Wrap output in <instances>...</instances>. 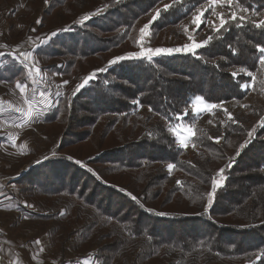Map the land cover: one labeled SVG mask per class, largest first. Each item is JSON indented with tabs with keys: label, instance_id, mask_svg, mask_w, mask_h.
<instances>
[{
	"label": "trees",
	"instance_id": "obj_1",
	"mask_svg": "<svg viewBox=\"0 0 264 264\" xmlns=\"http://www.w3.org/2000/svg\"><path fill=\"white\" fill-rule=\"evenodd\" d=\"M112 2L102 0L40 48L43 54L48 53L46 57H71L62 62L69 73L73 66L76 72L82 71L83 61L89 59L103 62L87 73V77L94 73L93 79L73 92L74 112L69 120H77L83 110L95 114L87 118L88 124L80 122L83 127H92L81 135V141L90 142L94 132H98L101 137L95 141L96 147L105 145L110 129L103 125L106 117L109 118L105 121H113V126L119 127L117 143L82 161L85 168L64 158L51 161L82 175L77 183L73 182L75 174L72 175V187L67 193L77 196L97 214L99 222L76 230V235L83 231L84 243L99 245L98 252L89 254L99 264H185L184 260H190L189 264H264V124L251 136L249 127L239 126L233 119L218 129L203 130L197 128L191 107L197 96L217 105L240 101L264 88V65L259 63L257 50L264 47V26H256L264 22L259 20V15H264V0H232L230 6L225 5L230 16L233 12L238 17L244 13L245 20L237 23L229 17L225 28L219 33L213 31L212 39L195 56L184 52L162 54L151 61L126 60L110 66L109 61L115 57L137 52L138 26L152 20L157 10L160 16L153 21L152 31L165 32L177 45H183L184 22L213 0ZM165 5L172 7L163 11ZM242 8L247 11H241ZM211 15L212 12L206 17ZM127 41L132 46L135 43L132 50L126 49ZM13 61L7 64L10 76H20L22 70L11 68ZM242 68L253 75L241 72ZM232 72L238 75L233 77ZM143 107L149 112L146 117L141 115ZM60 110V106L56 107L46 123L57 121ZM181 120L195 129L191 139L192 146L197 148L194 160H188L187 152L168 133V128ZM169 164L174 165L171 170ZM236 173L239 175L235 176ZM176 175L179 178L174 181ZM66 178L61 183L40 175L33 186L42 195L52 197L65 192ZM213 181L218 185L215 199L205 211ZM240 214L241 220H227L240 228L220 225ZM196 226L203 228L195 230ZM123 230L129 236L123 237ZM168 230L177 231L170 234ZM203 252L205 256L201 255Z\"/></svg>",
	"mask_w": 264,
	"mask_h": 264
},
{
	"label": "rangeland",
	"instance_id": "obj_2",
	"mask_svg": "<svg viewBox=\"0 0 264 264\" xmlns=\"http://www.w3.org/2000/svg\"><path fill=\"white\" fill-rule=\"evenodd\" d=\"M71 1L66 0L61 3L58 0H0V53L18 52L23 54L31 63L30 67L36 68L35 71L38 73L34 74L32 70L28 71V69L23 71L19 63L14 65L11 63V68L23 72L18 76V80H0V97L5 101H23V98H29V95L33 92V88L30 87L43 86L41 90L44 96L46 95L52 103L55 102V108L60 106L61 109L59 119L52 124H45L36 119L33 124H29L25 128L26 130L18 128L15 131H10L9 129V134L16 138L14 139L17 143L15 147H6L0 144V160L4 162L3 167H6L4 170H0V177L4 176L9 183L15 182L9 189H4L2 193L3 199L9 198V205L5 209L0 206V231L4 236V244L0 253L3 252L5 244H9L23 258V264H55L56 262H58L56 264H67L69 260H72V263L68 264H81L78 263V260H83L84 264H99L94 257L89 255L92 252H98L99 245L84 243L86 236L83 237V231L81 234L76 235L75 233L76 230H85L84 226L88 224L91 226L94 223L97 224L99 222L97 214L82 200L79 201L77 196L67 193L72 187L70 181L72 175L75 174L74 183H77L78 178L82 179V175L77 176L75 170L70 169L69 166L66 167L64 164L51 162L60 158L68 160L66 162H85L86 159L98 155V152L103 148L108 150L112 144L117 143V140L120 139V134L117 131L119 127L115 128L113 121L111 123L105 121L109 117L104 118L103 121L101 120L103 125L108 126L107 128L110 129H107L109 133L106 136L105 145L99 148L96 147L98 144L95 143L101 137L98 132H94L95 137L90 142L81 141L83 139L81 135L92 128L91 126L83 127L82 123L88 124L90 119L87 118L93 117L95 115L93 112L85 113L87 110H83L78 113L77 120H69L72 111L74 112L73 92L87 78L86 75L89 70L99 67L103 62L100 60L90 62L92 59H89L83 61L84 73H82L83 70L79 73L76 72V66H73L69 73L67 72L68 66H62V62L70 61L71 57H46L47 52L43 54L40 51V48L54 37L52 33H57L63 27L72 25L78 18L94 10L101 4L102 0H75L72 4ZM106 3L113 2L112 0H106ZM225 5L228 4L226 2H208L199 7L182 26L186 38L183 45L193 43L203 45V42L208 40L211 33L219 27L221 15L225 20L231 17ZM59 7L61 9H58ZM211 12L212 15L206 17ZM201 13L202 22L197 26L193 21L195 16L201 15ZM242 16L247 15L243 13ZM259 17V20L264 19V15H259ZM37 21L40 22L37 23ZM152 23L153 20L149 19L141 25L139 24L136 34L137 42H135L136 47L138 46L137 52L146 51L147 48L183 46L177 45L179 43L172 41L165 32L152 31ZM145 25H150V27L148 32L144 34L143 41H141V29ZM135 43L132 46L127 41V44H125L126 49L130 50L131 48L132 50ZM141 43H143V48ZM107 57L109 59L111 55L109 54ZM21 81L25 83L23 90H20L16 84ZM35 93L37 92L35 91ZM43 99V101L49 102V99ZM81 103H84L83 100ZM191 107L197 119V128L215 130L233 119L239 126L242 124L249 127L250 133H252L264 124V88H259L240 101H230L217 105L210 104L203 97L197 96L192 99ZM148 113V109L145 107L141 109L142 117H146ZM110 118L112 119V117ZM187 122L181 120L178 124L168 128V133L173 137L175 143L187 152L188 160H194L197 156V148L192 146L191 139L195 129L187 125ZM189 128L191 131H188ZM8 132L5 130L4 135ZM181 139L185 141L186 147L181 146ZM261 139L264 140V134ZM0 143H3V141H0ZM79 166L85 168L83 163H80ZM99 167L101 166L99 165ZM40 175L61 181V183L64 178L68 177V181L64 186L65 192L52 197L42 195L33 186L34 181L37 182ZM238 175L239 173L235 174V176ZM15 177L17 178L14 179ZM178 178L177 175L173 177L174 181H177ZM17 179L18 181H16ZM58 181L55 182L57 186ZM222 182L225 183L223 176ZM81 186L78 188L79 191L82 190ZM29 189H32L33 192ZM24 190L25 192H23ZM211 193L212 189L206 199L205 211L213 205L215 194L212 197V204L210 206L208 204ZM41 214L43 216H40ZM220 218L225 219V217ZM233 218L242 219L240 214L239 218L235 216L227 218L221 221L223 224L220 225L233 226L234 224L230 223ZM208 219L211 222L214 221L211 217H208ZM228 219L230 220L227 221ZM163 226H167V224ZM207 226L205 225V228ZM235 226L232 228H240ZM121 228L124 229V227ZM200 228L203 227L196 226L195 230ZM168 231L170 234H174V231L177 230ZM121 235L127 237L129 233L123 230ZM40 240L44 241L46 250L37 252L35 249L37 248L36 242H41ZM239 240L241 239L239 238ZM140 241L144 242L146 239H140ZM25 247L27 250H24ZM28 248L31 250H28ZM31 253H33V256ZM201 255L205 256V252ZM184 262L189 264L191 261L184 260Z\"/></svg>",
	"mask_w": 264,
	"mask_h": 264
},
{
	"label": "crops",
	"instance_id": "obj_3",
	"mask_svg": "<svg viewBox=\"0 0 264 264\" xmlns=\"http://www.w3.org/2000/svg\"><path fill=\"white\" fill-rule=\"evenodd\" d=\"M14 60L13 62L19 63L22 66L23 71L25 69L32 70L34 74L36 73V68H31V63L28 61V59L23 56L21 53L18 52H11L4 55H0V80H18V76L11 77L10 76V70L8 71V62ZM22 71V72H23ZM22 74V73H21ZM23 81V80H22ZM16 83L17 87L20 90H23L25 88L24 82ZM16 82V81H15ZM14 84V83H13ZM43 84V83H42ZM39 87V88H38ZM30 88H33V92L29 95V98H23V101L17 100V102H12L10 100L5 101V99L0 97V141H3V143H0L2 146L6 147H15L17 145L16 141L14 139L15 136H11L9 134L10 131H15L18 128L25 129L29 126V124H33V122L37 119L40 122H44L46 124V120L49 117V115L54 111L55 108V102L52 103V101L47 98V96H44V93L41 89H43V86H32ZM35 91L37 93H35ZM45 98L49 99V102L43 101ZM26 99V101H25ZM5 130L8 132V134H5ZM26 130V129H25ZM4 144V145H3ZM4 166V162L0 160V170H4L6 167ZM15 177L14 179H16ZM7 178L0 177V206L5 208H8L9 205V198L3 199L2 193L4 189H9L10 186L15 182H7ZM18 181V179L16 180ZM16 200V199H15ZM20 209V208H19ZM7 241V240H6ZM5 241V242H6ZM39 244H37L36 251L42 252L45 251V244L43 240H40ZM24 250H27L26 247ZM28 250H31L28 248ZM1 262L2 264H23V258L19 256L18 253L15 252L13 248L10 247V245L5 244V248L3 252H1ZM33 256V253H31ZM36 261V260H33ZM41 261V260H40ZM72 260H69L68 263H72ZM83 260H78V263L84 264L82 262ZM58 263V262H56ZM55 263V264H56ZM67 263V264H68Z\"/></svg>",
	"mask_w": 264,
	"mask_h": 264
},
{
	"label": "snow or ice",
	"instance_id": "obj_4",
	"mask_svg": "<svg viewBox=\"0 0 264 264\" xmlns=\"http://www.w3.org/2000/svg\"><path fill=\"white\" fill-rule=\"evenodd\" d=\"M177 0H174V3H176ZM217 0H213V3H216ZM220 2H226L229 6L231 5L232 3V0H220ZM172 7V5H165L164 6V9L163 11H168L170 8ZM241 11H247V9H241ZM160 16V10H157L156 11V15L152 17V20L155 21L157 18H159ZM89 17H85V20H87ZM231 19L232 21H235L237 23H240V22H243L245 20V17L244 16H237V14L235 12H233L231 14ZM40 21H37V23H39ZM197 26H199V24L202 22V13L201 15H196L195 18H194V21H193ZM255 23V22H253ZM228 24V21L225 20L223 18V16L221 15V19H220V25L218 28L215 29L216 32H220V29H223L225 28V26ZM257 27H262L264 26V22H262L261 24H257L256 25ZM149 27L150 25H145L144 28L141 29V41H143V37H144V34L148 32L149 30ZM67 30H70V29H65V31ZM58 33H52L53 36L57 35ZM212 39V37H209L208 40H205L203 42V45H207L209 43V41ZM203 45L201 44H197V43H193L191 45H185L183 48H157V49H152V48H147L146 51H142V52H130L126 55H122V56H117L115 57L114 59H112L111 61H109V65H116L117 63L119 62H123V61H126V60H142V59H147L148 61H151L153 59L154 56H158V55H171V54H179V53H186V54H192L195 56L196 54V49L202 47ZM6 47V45H5ZM141 47L143 48V43H141ZM258 53H259V56H258V60H259V63L261 65H264V47H258ZM0 55H4L3 53H0ZM23 55V54H22ZM37 71H39V69H37ZM99 71H106V69H100ZM241 72H244L246 75H248L249 77H251L253 75V73L251 71H247L246 69H241L240 70ZM231 75L233 77H236L238 75L237 72H232ZM95 76V74H91L89 77L85 78V80L83 81L82 84H80L78 87H77V92L85 87L89 81L91 79H93V77ZM67 83V82H65ZM245 88L248 87L247 84L244 85ZM134 104H139V101H133ZM198 111V110H197ZM188 131H191V129L189 128ZM249 136H251V133H249ZM219 138H217V142H218ZM247 143V142H245ZM180 144L181 146L183 147H186L187 145L185 144V141L183 139L180 140ZM78 164L82 163L80 161H77ZM83 166V165H82ZM174 167L173 164H169L168 165V168L169 170H171L172 168ZM91 171V170H90ZM224 172V169H221L220 170V174L222 175ZM179 183V182H178ZM217 182L216 181H213V188H212V193L210 194L209 196V200H208V204L209 206L212 204V197L214 196L215 194V191H216V188H217ZM131 195V194H130ZM132 199H136V197H132ZM162 215V213H161ZM37 244H39V241L36 242Z\"/></svg>",
	"mask_w": 264,
	"mask_h": 264
},
{
	"label": "built area",
	"instance_id": "obj_5",
	"mask_svg": "<svg viewBox=\"0 0 264 264\" xmlns=\"http://www.w3.org/2000/svg\"><path fill=\"white\" fill-rule=\"evenodd\" d=\"M3 244H4V236H3V233L0 231V250L3 247ZM0 264H2V262H1V253H0Z\"/></svg>",
	"mask_w": 264,
	"mask_h": 264
}]
</instances>
